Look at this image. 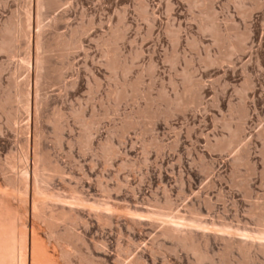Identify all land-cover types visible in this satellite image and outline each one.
I'll list each match as a JSON object with an SVG mask.
<instances>
[{"label": "rangeland", "instance_id": "rangeland-1", "mask_svg": "<svg viewBox=\"0 0 264 264\" xmlns=\"http://www.w3.org/2000/svg\"><path fill=\"white\" fill-rule=\"evenodd\" d=\"M0 47V182L107 156L95 264H264V0H0Z\"/></svg>", "mask_w": 264, "mask_h": 264}, {"label": "bare ground", "instance_id": "bare-ground-1", "mask_svg": "<svg viewBox=\"0 0 264 264\" xmlns=\"http://www.w3.org/2000/svg\"><path fill=\"white\" fill-rule=\"evenodd\" d=\"M16 119V115L9 118L10 126ZM35 142L25 143L27 152L32 143V162L27 161L21 172H14L0 182V264H95L79 229L88 232V219L93 218L105 227L108 225L107 156L104 154L102 158L103 175L96 177L93 186L89 179L84 195L76 188L78 180L58 161L47 154H38ZM56 142L61 143L60 139ZM81 146L88 149L90 141ZM54 181L61 185L59 190L51 188ZM97 189L98 198L93 193ZM179 239L185 242L183 237ZM186 244L199 258L207 256L194 243ZM93 247L106 255L105 242L93 243Z\"/></svg>", "mask_w": 264, "mask_h": 264}]
</instances>
